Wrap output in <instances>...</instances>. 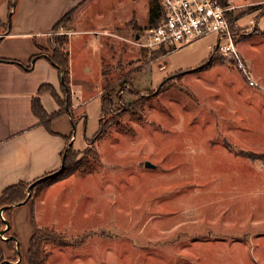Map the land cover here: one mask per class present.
<instances>
[{"label": "rangeland", "instance_id": "1", "mask_svg": "<svg viewBox=\"0 0 264 264\" xmlns=\"http://www.w3.org/2000/svg\"><path fill=\"white\" fill-rule=\"evenodd\" d=\"M98 3L81 31L95 34L73 37L74 14L52 36L72 38L74 160L88 149L99 158L91 175L62 181L54 195L73 190L75 198L58 219L46 200L67 230L65 250L82 264H264V0H227L251 82L228 58L207 60L213 38L146 58L133 43L143 35L134 27L147 26L148 0ZM12 14L0 0V21ZM105 79L122 83L116 101L130 98L120 112L101 115ZM100 126L105 133L90 146Z\"/></svg>", "mask_w": 264, "mask_h": 264}, {"label": "crops", "instance_id": "2", "mask_svg": "<svg viewBox=\"0 0 264 264\" xmlns=\"http://www.w3.org/2000/svg\"><path fill=\"white\" fill-rule=\"evenodd\" d=\"M98 2L99 0H18L10 27L6 29L7 23L1 22L3 27L0 26V196L11 187L19 184L30 186L59 171L62 156L67 150L66 141L73 136L71 117L67 113V116L53 122L48 132L34 118L31 104L44 86L53 88L58 95L61 94L59 75L48 61L53 49L52 36L55 35L53 29L65 17L75 14L73 21L79 27L77 28L79 32L73 33V37L80 34L89 35L90 32L86 34L81 32L82 23L92 7L99 4ZM216 45L214 39L213 46L209 47L207 60L215 51ZM28 68L31 69L29 73L26 72ZM40 104L48 116L60 112L49 95L42 96ZM71 104L73 105L72 99ZM71 110L73 114L78 111L75 105ZM74 143L75 141L73 145ZM61 187H64L62 182L56 183L38 199H31L12 210L10 229L17 247L15 251H10L7 241L0 243L5 264H29L28 251L35 229H53L66 235V228L63 231V224H59L55 219L63 213V209L68 208V203L74 202L75 197L73 190L64 198L54 195ZM50 198L55 204L51 206L55 219H51L47 212L46 200ZM49 253L51 257L48 264H54L53 257L59 259L63 256L72 260L71 264H82L79 260L81 256H76L75 252L49 249ZM74 260L79 262L74 263Z\"/></svg>", "mask_w": 264, "mask_h": 264}, {"label": "trees", "instance_id": "3", "mask_svg": "<svg viewBox=\"0 0 264 264\" xmlns=\"http://www.w3.org/2000/svg\"><path fill=\"white\" fill-rule=\"evenodd\" d=\"M8 1V14L10 15L12 12L15 11L18 0H7ZM162 1L163 0H148V22L147 26L142 29L138 27H134V30L144 33L145 31H148L153 28H157L163 20V10H162ZM218 1L221 6L226 7L227 6V0H216ZM72 14L65 17L54 29L53 32L56 33L58 29L64 25L68 24L70 22V17ZM11 25V20L7 22L5 25V28L8 29ZM0 26L3 27L1 21ZM53 42V54L52 58H48L49 63L51 66L57 71L60 81H61V94L63 97V100H60L59 96L55 92V90L49 86L42 87L39 92L37 93L36 97L33 99L31 104V110L34 118L38 121L39 125L43 127L46 131L49 132L50 125L59 120L62 117L67 116V109L71 110V90H70V73H69V50L68 46L69 43L65 37H58L57 39H52ZM145 53V54H144ZM141 54L145 55L146 58L155 59L158 57L166 56L165 51H158L154 53H146L142 52ZM35 58H33L34 60ZM211 63H207L205 69H210L212 66ZM204 69V70H205ZM31 69L28 68L26 72H30ZM104 73L102 74V76ZM122 75V74H121ZM128 80L127 78H124L123 81L125 82ZM122 83H119L116 86H110L108 82H106L103 86V94L101 96V115H104L109 110H114L115 108L117 110L120 109V107H128L129 105L127 102L129 100H126L124 98H121L119 101L115 100V96H113L116 92V89L118 87H121ZM110 86V88H109ZM165 86L162 85V90ZM159 90V91H160ZM44 95H49L55 102V104L59 107L60 112L53 115L48 116L44 110L41 107L40 104V98ZM106 95H110L106 97ZM121 95V94H120ZM118 95V96H120ZM130 96V95H129ZM131 98H137V95H131ZM137 106V105H136ZM135 107V105H134ZM138 110H141V106H137ZM122 110H119V112ZM71 121L73 126L76 127L78 124V120L75 121L73 116L71 115ZM86 123L84 122V126ZM105 133V130L100 126L98 134L95 136L93 141L91 142L90 146H93ZM73 138V136H72ZM71 139L66 141L67 148L69 147L71 143ZM75 151L73 150V147L67 151V156L65 160V170L62 173V175L48 180H45L43 183L37 185L32 193H31V199H38L48 188L53 186L56 183L62 182L72 176L78 175L79 177H87L91 175L99 165V158L98 154L93 149H88L86 153L83 156L82 162H76L75 159ZM64 156V154H63ZM62 156V158H63ZM86 159L89 161L87 162ZM47 178V177H46ZM45 179V178H44ZM30 186L19 184L14 187H11L4 191L2 195L0 196V211L5 210L3 213V218L5 223H7L10 227V216L13 209L18 208L22 205H24L28 200L27 191ZM6 227L3 223H0V233L5 231ZM5 237L7 238V247L10 251H15V248L17 247L15 245V238L11 235V229L5 233ZM1 240V239H0ZM66 241H68V238L65 237L63 234H59L55 232L52 229H35L33 237L30 241L29 251H28V263L29 264H47L51 254L49 253V249H61L65 250L68 248L66 245ZM1 243V242H0ZM0 264H5L4 255L0 248Z\"/></svg>", "mask_w": 264, "mask_h": 264}, {"label": "built area", "instance_id": "4", "mask_svg": "<svg viewBox=\"0 0 264 264\" xmlns=\"http://www.w3.org/2000/svg\"><path fill=\"white\" fill-rule=\"evenodd\" d=\"M163 20L145 31L133 44L146 53L165 51L166 56L206 39L216 40L214 55L228 58L251 82L241 61L232 33L234 9L216 0H163ZM1 240L7 241L5 237Z\"/></svg>", "mask_w": 264, "mask_h": 264}, {"label": "water", "instance_id": "5", "mask_svg": "<svg viewBox=\"0 0 264 264\" xmlns=\"http://www.w3.org/2000/svg\"><path fill=\"white\" fill-rule=\"evenodd\" d=\"M138 39H139V37H136V41H138ZM32 65H34V61L32 62ZM67 111H68V109H67ZM67 113H68V115L71 117V115L69 114V111H68ZM72 127H73V135H74L76 127H75V126H72ZM73 141H74V139H72V141H71L69 147L67 148V150H66V152H65V154H64V156H63V158H62V161H61V167H60L59 171H58L57 173H55V174H53V175H51V176L45 178V179H42V180L37 181V182H35L34 184L30 185V187L28 188V191H27V195H28V200H27V202L30 200L31 193H32L33 189H34L37 185L43 183L45 180H48V179H51V178L58 177V176L62 175V173H63L64 170H65V160H66V156H67V151H68L69 149L72 148V146H73ZM145 169H146V170H154V167H153L152 165H150L149 163H147V164L145 165ZM27 202H26V203H27ZM26 203H25V204H26ZM4 211H5V210H1V211H0V221L5 225L6 229H5V231H3V232L0 233V239H1L2 237H4V236H5V233H6L7 231H9V229H10L9 225H8L7 223H5V221H4V218H3V213H4Z\"/></svg>", "mask_w": 264, "mask_h": 264}]
</instances>
